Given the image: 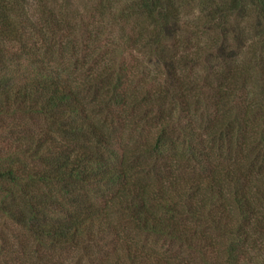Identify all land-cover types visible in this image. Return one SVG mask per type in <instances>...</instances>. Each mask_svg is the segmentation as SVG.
Segmentation results:
<instances>
[{"label": "trees", "instance_id": "1", "mask_svg": "<svg viewBox=\"0 0 264 264\" xmlns=\"http://www.w3.org/2000/svg\"><path fill=\"white\" fill-rule=\"evenodd\" d=\"M201 4L0 0V264H264V0Z\"/></svg>", "mask_w": 264, "mask_h": 264}, {"label": "rangeland", "instance_id": "2", "mask_svg": "<svg viewBox=\"0 0 264 264\" xmlns=\"http://www.w3.org/2000/svg\"><path fill=\"white\" fill-rule=\"evenodd\" d=\"M116 1L118 2V4H121V3L123 4V2H125L127 0H116ZM183 1H185L186 6L189 5V7L187 9L188 12H190V20L188 22V25H196V21H197L196 18L198 16L199 11L201 10L202 13L204 12L203 11V5H205V4H201V3L205 2V0H191V1L190 0H183ZM188 1H190V2H188ZM206 12H209V7L206 8ZM200 16L201 15H199L198 17H200ZM198 25H209V24L207 22H203V23L199 22ZM97 31L98 30H93L92 32L93 33H97ZM99 32H101V31H99ZM110 32H111L110 29L104 30V33L102 34V37L104 39H106L108 37L110 43L116 42L118 40L117 33L116 32H113V33L111 32L110 33ZM176 252H178V247L173 246V247H171L170 252L166 253V257L168 259L169 258L172 259L173 255H175ZM183 254H184V256H178L183 261L190 260V262H191L193 260V258H194V256H190V255H187L185 253H183ZM194 260H195V262H198L197 257H196V259L194 258ZM170 261H172V260H170Z\"/></svg>", "mask_w": 264, "mask_h": 264}]
</instances>
